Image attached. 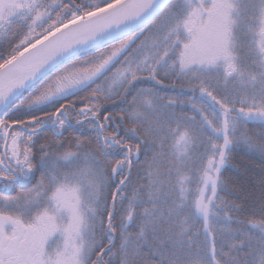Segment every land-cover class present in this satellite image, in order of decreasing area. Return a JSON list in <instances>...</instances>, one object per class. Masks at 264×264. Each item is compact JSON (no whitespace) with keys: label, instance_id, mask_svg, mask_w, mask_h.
Segmentation results:
<instances>
[{"label":"snow or ice","instance_id":"1","mask_svg":"<svg viewBox=\"0 0 264 264\" xmlns=\"http://www.w3.org/2000/svg\"><path fill=\"white\" fill-rule=\"evenodd\" d=\"M0 264H264V0H0Z\"/></svg>","mask_w":264,"mask_h":264}]
</instances>
